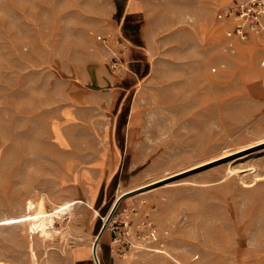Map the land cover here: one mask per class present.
<instances>
[{
  "label": "rangeland",
  "instance_id": "rangeland-1",
  "mask_svg": "<svg viewBox=\"0 0 264 264\" xmlns=\"http://www.w3.org/2000/svg\"><path fill=\"white\" fill-rule=\"evenodd\" d=\"M124 1L0 0V219L79 199L50 238L0 224V261L94 264L116 197L183 172L121 199L100 264H264V142L218 158L264 138V35H224L233 0H130L151 69L114 97L99 38Z\"/></svg>",
  "mask_w": 264,
  "mask_h": 264
},
{
  "label": "built area",
  "instance_id": "built-area-1",
  "mask_svg": "<svg viewBox=\"0 0 264 264\" xmlns=\"http://www.w3.org/2000/svg\"><path fill=\"white\" fill-rule=\"evenodd\" d=\"M216 15L227 24L224 29L227 38L244 40L251 35H264V0H233L220 7ZM99 42L108 67L113 71L121 69L124 66L123 56L127 43L118 29L104 32ZM125 210L126 208H122L113 214L108 226L115 222L114 216H122ZM122 220L123 231L128 233L131 228L129 218L125 217ZM151 233L154 232L151 230ZM153 237L156 239V236Z\"/></svg>",
  "mask_w": 264,
  "mask_h": 264
},
{
  "label": "crops",
  "instance_id": "crops-1",
  "mask_svg": "<svg viewBox=\"0 0 264 264\" xmlns=\"http://www.w3.org/2000/svg\"><path fill=\"white\" fill-rule=\"evenodd\" d=\"M129 1L125 0L116 11L117 29L127 43L123 56L124 68L119 73H107L108 76L104 79L107 84L105 89L111 95L115 92L114 97L118 90H128L133 84L145 78L151 69L150 31L141 14L140 2H138L139 7L131 8ZM92 262L94 263L93 259Z\"/></svg>",
  "mask_w": 264,
  "mask_h": 264
},
{
  "label": "bare ground",
  "instance_id": "bare-ground-1",
  "mask_svg": "<svg viewBox=\"0 0 264 264\" xmlns=\"http://www.w3.org/2000/svg\"><path fill=\"white\" fill-rule=\"evenodd\" d=\"M132 5H133V3H132ZM261 142H264V138H262V139H260L258 141H255L254 143H252L250 145L243 146V147H241V148H239V149H237V150H235L233 152H227V153H224L222 155H219L218 158L221 157V156H225V155H229L231 153L238 152V151L241 152L242 150H245L246 148H248L250 146H253L254 144H259ZM207 161L208 160L199 162V163L193 165V167L197 166V165H200V164H203V163H205ZM190 168H192V167H190ZM232 170L233 169H230V172L233 173ZM177 173H172V174L160 177L158 179H155L152 182H155V181H158V180H162L164 178H167V177H169V176H171L173 174H177ZM144 185H146V184H144ZM144 185H141V186H144ZM130 190H132V189H130ZM78 200L79 199L65 200V201H63L61 203H58L55 207H53L51 209H47L45 207V200H44V198L42 196H39L35 201H31V200L28 199L27 203L25 204V210H24L25 212H23V213H21L19 215H12V216L0 219V224L25 223L27 225V230H28L29 233L37 234V235L41 236L44 239L45 238H50L53 235V233L57 231L55 226H54V223L57 220H61L63 218V215H64L63 213H65L66 211L70 210L72 208V206L75 204V202L78 201ZM57 222H59V221H57ZM95 238H96V236H95ZM95 238H94V240H95ZM94 240L92 241V243L94 242ZM31 253L33 254V250H31ZM90 254H92V244H91ZM96 255H97V258L99 260L98 253H97V247H96ZM99 263H100V261H99ZM0 264H11V263L0 261ZM34 264H37V263L34 262Z\"/></svg>",
  "mask_w": 264,
  "mask_h": 264
},
{
  "label": "water",
  "instance_id": "water-1",
  "mask_svg": "<svg viewBox=\"0 0 264 264\" xmlns=\"http://www.w3.org/2000/svg\"><path fill=\"white\" fill-rule=\"evenodd\" d=\"M200 166H202V165H200ZM197 167H199V166H195V167H193V168H190V169H188V170H184V171L186 172V171H189V170L195 169V168H197ZM180 173H183V172H179V173H177V174H173L172 176H169V177H167V178H170V177L176 176V175H178V174H180ZM167 178H164V179H162V180H158V181L152 182V183H150V184H146V185H144V186H141V187H139V188H135V189H133V190H127V191H125V192L120 193V194L116 197V199L114 200V202H113V204H112V206H111L109 212H108L107 215H106V218H105L104 222L102 223V225H101V227H100V229H99V231H98V233H97V235H96V238H95L94 242L92 243V258H93L95 264H100V263H99V260H98V258H97V255H96V247H97L98 239H99V237L101 236V234L103 233V230H104V228H105V226H106V223H107V222L109 221V219L111 218V216H112V214H113L115 208L117 207V205H118V203L121 201V199H123L125 196H127V195H129V194H131V193L139 192V191H142V190H144V189H147V188L151 187L152 185H154V184H156V183H159V182H162L163 180H166Z\"/></svg>",
  "mask_w": 264,
  "mask_h": 264
}]
</instances>
